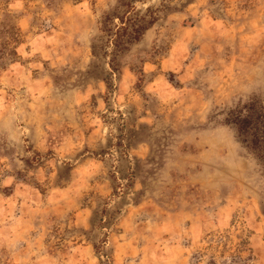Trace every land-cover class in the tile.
Here are the masks:
<instances>
[{
  "label": "rangeland",
  "instance_id": "obj_1",
  "mask_svg": "<svg viewBox=\"0 0 264 264\" xmlns=\"http://www.w3.org/2000/svg\"><path fill=\"white\" fill-rule=\"evenodd\" d=\"M152 20L114 60L101 21ZM264 0H0V264H264Z\"/></svg>",
  "mask_w": 264,
  "mask_h": 264
},
{
  "label": "trees",
  "instance_id": "obj_2",
  "mask_svg": "<svg viewBox=\"0 0 264 264\" xmlns=\"http://www.w3.org/2000/svg\"><path fill=\"white\" fill-rule=\"evenodd\" d=\"M151 24L152 20H147L129 3H121L114 12L107 14L101 21L100 33L101 38H105L111 60ZM227 121L235 126L249 152L264 164V107L249 102L230 110Z\"/></svg>",
  "mask_w": 264,
  "mask_h": 264
}]
</instances>
